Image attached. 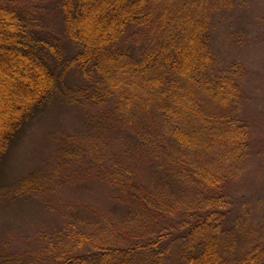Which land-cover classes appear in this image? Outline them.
Here are the masks:
<instances>
[{"label": "rangeland", "instance_id": "rangeland-1", "mask_svg": "<svg viewBox=\"0 0 264 264\" xmlns=\"http://www.w3.org/2000/svg\"><path fill=\"white\" fill-rule=\"evenodd\" d=\"M11 1L28 13L45 39H54L66 68L78 49L63 33L59 0ZM207 5L214 70L235 69L240 99L231 117L244 127L245 144L231 169L233 160L221 157L218 146L193 154L192 161L229 174L220 203L213 205L209 198V205L223 214L224 239L231 241L232 256L254 249L256 254L260 251L257 261L264 264V0H207ZM144 32L132 28L120 44L139 53L146 45ZM90 77L86 79L79 65H69L64 74L67 90L102 87L96 75ZM72 99L83 97L60 92L48 102L0 165V264H51L73 228L90 238L79 244L81 253H91L94 247L140 246L155 237V230L167 233L161 245L173 240L165 264H186L189 251H183L188 241L193 243L194 228L199 231L200 220L212 211L207 198L216 196L199 193L178 172L166 177L146 138L128 125V119L115 116L113 105L104 120L94 121L85 101ZM100 165L128 170L139 183L164 196L173 210L158 226L150 212L129 214L128 206L113 196ZM144 259L137 264H144Z\"/></svg>", "mask_w": 264, "mask_h": 264}, {"label": "trees", "instance_id": "trees-1", "mask_svg": "<svg viewBox=\"0 0 264 264\" xmlns=\"http://www.w3.org/2000/svg\"><path fill=\"white\" fill-rule=\"evenodd\" d=\"M57 6L63 33L78 49L66 68L79 65L86 79L96 75L102 87L76 94L67 90V69L62 68L54 39H45L25 10L0 0V165L32 119L60 92L82 96L72 100L85 101L94 121L104 120L113 105L114 115L128 119V125L146 138L166 177L178 172L199 193L216 196L208 197L207 204L204 200L212 211L199 218L201 227L194 228L193 243L187 242L186 264H260V251L254 249L232 256L231 241L224 239L223 214L209 205V198L213 205L220 203L229 174L192 161L193 154L218 146L220 156L233 160L225 162L231 169L245 144L244 127L231 117L240 99L235 69L214 70L207 0H59ZM139 27L145 31L146 45L137 53L120 42ZM99 169L129 214L150 212L158 226L173 210L164 196L128 170ZM154 235L140 246L94 247L91 253H81L79 244L90 238L73 228L51 264H137L140 257H145L144 264H165L173 239L163 246L169 234L155 230Z\"/></svg>", "mask_w": 264, "mask_h": 264}]
</instances>
